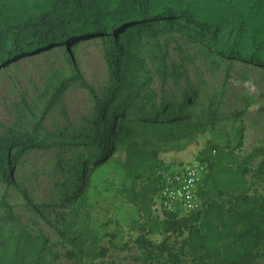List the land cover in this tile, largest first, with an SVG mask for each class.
<instances>
[{
  "label": "trees",
  "instance_id": "trees-1",
  "mask_svg": "<svg viewBox=\"0 0 264 264\" xmlns=\"http://www.w3.org/2000/svg\"><path fill=\"white\" fill-rule=\"evenodd\" d=\"M166 29L191 33L220 56L264 66V0H0V64L19 54L102 38L122 52L125 74L112 102L97 101L91 92L97 116L80 143L83 153L72 163L73 178L64 186V202L77 206L65 217L64 228L57 229L59 244L52 245L41 230L29 231L1 199L0 264H118L108 257L107 248L95 245L96 237L83 225L84 200L78 193L84 164L107 160L116 151L123 154L121 168L130 180L124 196L143 219V234L133 241L139 251L129 254L128 264H255L264 258V189H252L248 180L251 174L256 182H264V163L252 170L248 162L255 153L238 154L245 132L242 117L253 102L243 97L244 111L227 116L231 132L226 143L219 144L205 137V125L213 120L200 123L188 117L193 104L188 92L169 97L168 85L180 86L181 71L168 63L160 45L155 59L158 105L146 107L141 92L131 85L134 41L157 39ZM121 35L124 45L118 42ZM77 80L87 85L76 74L60 85L52 103ZM44 117L31 132L6 128L0 134V182L14 185L12 168L21 153L45 146L34 139ZM186 137L192 141L184 148L160 149L161 143ZM170 152L176 156L167 166H183L191 159L206 166L204 207L180 217L162 212L157 218L152 206L165 164L162 155ZM31 207L42 217L49 205ZM153 234L162 240L151 241L148 236ZM64 243L66 247L55 249Z\"/></svg>",
  "mask_w": 264,
  "mask_h": 264
},
{
  "label": "rangeland",
  "instance_id": "rangeland-1",
  "mask_svg": "<svg viewBox=\"0 0 264 264\" xmlns=\"http://www.w3.org/2000/svg\"><path fill=\"white\" fill-rule=\"evenodd\" d=\"M121 33V32H120ZM119 45L125 37H119ZM158 45L168 54V63L180 67V86L168 85L169 97L180 96L185 90L192 97L188 117L205 125V137L224 144L230 135L227 116L244 111L243 97L253 105L242 117L245 132L242 157L255 153L248 162L254 169L264 163V66L241 58H226L207 48L202 42L176 29H166L157 39L134 41V71L131 85L141 92L146 107L158 105L159 82L155 75ZM76 74L80 80L71 82L61 96L52 103L60 85ZM124 56L113 44L102 38H83L68 47H49L28 54H19L0 64V134L6 128L31 132L45 113L34 139L45 146L24 150L12 168L14 185L0 182V200L4 199L32 233L41 230L52 245L59 244L57 229L64 228V219L75 202H64L63 193L73 178V161L83 153L80 143L93 128L97 116V101L112 102L125 82ZM139 103V102H138ZM47 110V112H46ZM191 137L160 144V149L184 148ZM262 152H258V151ZM176 155H162L164 167ZM123 154L116 151L97 164L85 163L86 170L79 193L84 211L83 225L96 237L95 245L108 249V257L118 264H128L129 254H137L133 241L143 234V219L137 208L128 202L123 188L130 185L121 163ZM191 162H196L191 159ZM250 186L259 191L258 183L248 175ZM31 205H49L44 216H38ZM2 211V210H0ZM153 216L162 217L158 209ZM1 224V222H0ZM148 238L159 243L158 234ZM127 245V248H122ZM67 244L57 245L56 250ZM130 251V252H128ZM255 264H264V258Z\"/></svg>",
  "mask_w": 264,
  "mask_h": 264
},
{
  "label": "built area",
  "instance_id": "built-area-1",
  "mask_svg": "<svg viewBox=\"0 0 264 264\" xmlns=\"http://www.w3.org/2000/svg\"><path fill=\"white\" fill-rule=\"evenodd\" d=\"M206 173V166L198 162L165 166L152 208L178 217L201 211L204 207L201 187Z\"/></svg>",
  "mask_w": 264,
  "mask_h": 264
}]
</instances>
